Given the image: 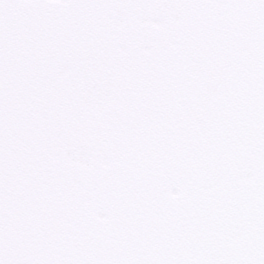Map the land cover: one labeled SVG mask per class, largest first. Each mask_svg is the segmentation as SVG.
I'll return each instance as SVG.
<instances>
[{"label":"snow or ice","instance_id":"snow-or-ice-1","mask_svg":"<svg viewBox=\"0 0 264 264\" xmlns=\"http://www.w3.org/2000/svg\"><path fill=\"white\" fill-rule=\"evenodd\" d=\"M0 264H264V0H0Z\"/></svg>","mask_w":264,"mask_h":264}]
</instances>
